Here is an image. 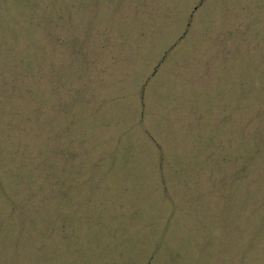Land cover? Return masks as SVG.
Wrapping results in <instances>:
<instances>
[{
	"label": "rangeland",
	"instance_id": "rangeland-1",
	"mask_svg": "<svg viewBox=\"0 0 264 264\" xmlns=\"http://www.w3.org/2000/svg\"><path fill=\"white\" fill-rule=\"evenodd\" d=\"M0 264H264V0H0Z\"/></svg>",
	"mask_w": 264,
	"mask_h": 264
}]
</instances>
